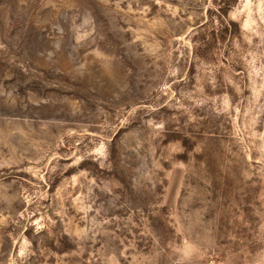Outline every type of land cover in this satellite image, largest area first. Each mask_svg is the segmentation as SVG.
<instances>
[{"label": "rangeland", "instance_id": "obj_1", "mask_svg": "<svg viewBox=\"0 0 264 264\" xmlns=\"http://www.w3.org/2000/svg\"><path fill=\"white\" fill-rule=\"evenodd\" d=\"M0 264H264V0H0Z\"/></svg>", "mask_w": 264, "mask_h": 264}]
</instances>
